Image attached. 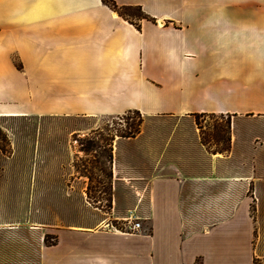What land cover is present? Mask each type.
Instances as JSON below:
<instances>
[{
	"label": "crops",
	"instance_id": "crops-1",
	"mask_svg": "<svg viewBox=\"0 0 264 264\" xmlns=\"http://www.w3.org/2000/svg\"><path fill=\"white\" fill-rule=\"evenodd\" d=\"M113 1L148 18L104 0H0V116L144 122L114 141L111 199L130 192L142 228L56 229L39 264H264V165H233L246 154L209 150L194 128L202 113L264 116V0Z\"/></svg>",
	"mask_w": 264,
	"mask_h": 264
},
{
	"label": "rangeland",
	"instance_id": "rangeland-1",
	"mask_svg": "<svg viewBox=\"0 0 264 264\" xmlns=\"http://www.w3.org/2000/svg\"><path fill=\"white\" fill-rule=\"evenodd\" d=\"M5 115L0 116V264H39L44 238L49 244L57 241L56 229L106 222L123 229L129 222L126 218L137 217L132 210L138 206L130 192L119 194L114 204L105 191L111 180L114 192V141L133 129L130 122L137 123L136 113L91 119ZM164 122L147 127L152 132L173 125ZM194 128L209 150L246 154L233 158V165H264V156H252L254 150H264V116H243L236 125L232 115L202 113L196 115ZM257 175L264 178V171ZM130 188L136 194L135 187ZM253 191L248 193L253 198L249 209L256 218L259 205ZM255 262L263 264L259 259Z\"/></svg>",
	"mask_w": 264,
	"mask_h": 264
},
{
	"label": "trees",
	"instance_id": "trees-1",
	"mask_svg": "<svg viewBox=\"0 0 264 264\" xmlns=\"http://www.w3.org/2000/svg\"><path fill=\"white\" fill-rule=\"evenodd\" d=\"M106 2H109L110 5L115 8L118 9V11L120 12V14H122L123 16L127 17L128 19H130L132 16H136L138 19H143V18H148V15L142 10V8L140 6H121V7H117V4L113 1V0H104ZM130 11V12H128ZM131 20V19H130ZM134 113H136L138 115V120L137 123L135 122H130L131 128L129 132H127V134H120V136H135L137 133L140 132V124L142 123V115L138 110H134L132 111ZM108 156L111 159L112 158V151L110 150V152H108ZM86 176H88L89 179H91V173H89V175L87 173H84ZM107 177L110 179L112 177V172L109 171L106 173ZM105 191L108 193V200L111 202L112 199V194H111V180L109 182L106 183L105 186ZM45 244L49 245L47 239L44 238ZM56 243V241L51 242L50 244H54ZM256 264V262L254 263Z\"/></svg>",
	"mask_w": 264,
	"mask_h": 264
},
{
	"label": "built area",
	"instance_id": "built-area-1",
	"mask_svg": "<svg viewBox=\"0 0 264 264\" xmlns=\"http://www.w3.org/2000/svg\"><path fill=\"white\" fill-rule=\"evenodd\" d=\"M253 195H255L253 191ZM129 222L125 225L123 229L116 228L115 226L111 225L109 222L103 224V228L115 231H125V232H136L142 228L141 219L137 217H129L126 218ZM103 223V222H102Z\"/></svg>",
	"mask_w": 264,
	"mask_h": 264
},
{
	"label": "bare ground",
	"instance_id": "bare-ground-1",
	"mask_svg": "<svg viewBox=\"0 0 264 264\" xmlns=\"http://www.w3.org/2000/svg\"><path fill=\"white\" fill-rule=\"evenodd\" d=\"M160 23H163V21H160Z\"/></svg>",
	"mask_w": 264,
	"mask_h": 264
}]
</instances>
